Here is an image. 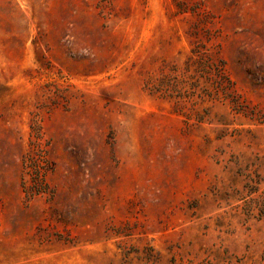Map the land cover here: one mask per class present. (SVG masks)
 Instances as JSON below:
<instances>
[{
    "label": "rangeland",
    "instance_id": "rangeland-1",
    "mask_svg": "<svg viewBox=\"0 0 264 264\" xmlns=\"http://www.w3.org/2000/svg\"><path fill=\"white\" fill-rule=\"evenodd\" d=\"M262 205L264 0H0V264H264Z\"/></svg>",
    "mask_w": 264,
    "mask_h": 264
},
{
    "label": "trees",
    "instance_id": "trees-1",
    "mask_svg": "<svg viewBox=\"0 0 264 264\" xmlns=\"http://www.w3.org/2000/svg\"><path fill=\"white\" fill-rule=\"evenodd\" d=\"M261 208L263 209V211H262V212H264V205H262V206H261ZM262 212H261V213H262Z\"/></svg>",
    "mask_w": 264,
    "mask_h": 264
}]
</instances>
